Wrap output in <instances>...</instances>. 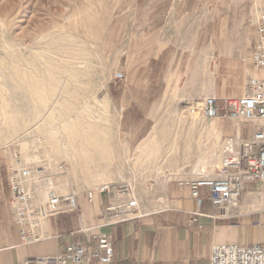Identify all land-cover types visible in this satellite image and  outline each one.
I'll return each mask as SVG.
<instances>
[{
  "label": "rangeland",
  "instance_id": "374dc122",
  "mask_svg": "<svg viewBox=\"0 0 264 264\" xmlns=\"http://www.w3.org/2000/svg\"><path fill=\"white\" fill-rule=\"evenodd\" d=\"M136 1L0 0V165L5 177L15 159L49 167L65 163L67 169L57 179L72 181L69 190L66 181L57 183L58 188L83 197L86 210L88 188L124 185L130 195L147 197L158 178H194L203 161H217L227 135H219L216 119L187 113L190 103L198 106L206 96L200 97L196 87L210 73L214 79L216 53L207 47L208 57L195 62V49L158 46L162 31L144 27L162 18L164 2L153 20V7L142 8L138 1L133 8ZM213 2L214 10L227 8L230 15L222 25L215 21L212 33L218 42L227 35L240 36L232 17L235 8H264V0ZM184 34L177 31L176 37ZM125 86L140 89L122 95ZM118 96L126 102L123 114ZM140 114L152 120L143 118L145 124L135 125ZM122 117L134 125H120ZM86 148L93 159L84 167ZM44 187L42 180L39 197ZM109 195L114 197L106 192L101 197ZM250 198L264 205V184L249 186L235 215L249 209Z\"/></svg>",
  "mask_w": 264,
  "mask_h": 264
},
{
  "label": "crops",
  "instance_id": "0c3cea01",
  "mask_svg": "<svg viewBox=\"0 0 264 264\" xmlns=\"http://www.w3.org/2000/svg\"><path fill=\"white\" fill-rule=\"evenodd\" d=\"M138 1L142 8L153 7L150 11L153 20L155 15L161 13L160 4L161 1L164 2L162 18H157L155 24L150 23L144 27L162 31L163 37L157 39L158 46L182 45L190 50L195 49V62L201 61L203 56L208 57L207 47L216 53L214 79H212L213 73H210L206 75V81L209 80L204 85L196 87V93L200 97L203 94L214 95L218 99L227 95L240 96L244 78L264 77V71L253 68L248 53L251 44L250 35L253 32L251 23L256 20L257 7L263 6L262 4H254V8L250 7L248 11L245 9L238 11V8H235L232 17L238 23L240 36L227 35L218 42L215 41L212 33L215 21L222 25L224 19H229L230 15L227 8L219 13L214 10L213 0ZM138 1L132 4L133 8L138 6ZM154 1H156V7L153 4ZM218 18H220L219 22ZM177 31L185 33L186 36L176 37ZM170 34L172 36L168 37ZM215 45L216 48H213ZM176 54L175 50L173 61ZM209 70L212 72V66ZM139 89L129 86L121 87L120 94H130V90L136 93ZM141 90L149 93L146 87ZM117 99L120 101L118 104L123 114L126 110L125 99L123 96H118ZM143 118L152 120L148 115L140 114L136 118L140 122H136L135 125L145 124L146 119ZM215 119L214 126L219 135L228 136L235 133V119H230L233 123L227 118ZM120 121V125H134V122L124 123L123 117ZM127 130H124L125 133ZM249 132L250 126L240 124L239 134L246 136ZM129 133L131 134L132 131L129 130ZM65 181L68 182L69 190V182L72 178L67 177ZM65 181L62 178L56 180L59 184ZM149 190L147 197L136 196L141 211L139 217L102 228L112 238L113 259L110 264H209L213 244H264V205L259 204V199L250 198L249 209L239 211L237 215L230 218H222L211 216L217 213V208L205 198L206 190L203 188L200 191L204 197L201 204H197L191 196L189 186L179 184L176 179L158 178ZM103 193L95 194L93 202L89 203L86 210L81 207V215L65 213L50 219L45 224L49 230L48 237L33 243H23L10 208V191L5 177V168L0 165V264H29L36 259L64 253L71 243H84L83 235L77 231L79 227L99 223V214L103 206L114 199L110 195L101 197ZM82 199L83 197L79 200L80 205H82ZM243 203H246L245 199ZM195 212L203 214L194 215ZM90 264L98 263L94 261Z\"/></svg>",
  "mask_w": 264,
  "mask_h": 264
},
{
  "label": "built area",
  "instance_id": "2783aa9c",
  "mask_svg": "<svg viewBox=\"0 0 264 264\" xmlns=\"http://www.w3.org/2000/svg\"><path fill=\"white\" fill-rule=\"evenodd\" d=\"M249 56L253 68L264 71L262 6H258L257 17L253 23ZM195 110L205 119H236L237 128L233 135L222 138L216 166L211 173L178 180V183L189 186L191 196L197 204L203 201L200 191L205 189V198L217 208V213L211 216L230 218L235 216L234 211H237L240 198L248 191L249 186L264 184V77L244 78L240 96H224L218 99L214 95H206ZM193 111L191 107L190 113ZM240 124L250 126L248 135L242 136L238 133ZM66 169L65 163L49 167L26 164L19 159H15L8 166L6 181L10 191V208L13 220L19 227L21 242L33 243L48 237L49 230L45 224L50 219L65 213L81 212L78 194L73 191L61 193L58 188L57 176ZM42 180L45 183L43 199L37 194L39 182ZM259 190L262 191V187L258 188L257 193ZM103 192L112 194L114 199L103 206L99 223L79 227L77 231L83 235L84 243H71L64 253L36 259L30 263L90 264L96 261L98 264H110L113 259L112 238L102 228L137 218L141 211L136 195H130L124 185L116 190L110 183L88 189L85 195L87 202L92 203L95 194ZM201 214L203 213H194ZM209 264H264V244H213Z\"/></svg>",
  "mask_w": 264,
  "mask_h": 264
},
{
  "label": "bare ground",
  "instance_id": "6f19581e",
  "mask_svg": "<svg viewBox=\"0 0 264 264\" xmlns=\"http://www.w3.org/2000/svg\"><path fill=\"white\" fill-rule=\"evenodd\" d=\"M191 107H192V109H194L193 113H190L191 112ZM195 109H197L196 103H190V106L187 108L188 115L191 116L193 114V118L196 117V115H198V112H196ZM88 151L89 150L87 148L85 149V151H82L81 159H82V165L84 167H87L89 165L90 161H92V159H93L92 157H90ZM212 162H214V163L212 164ZM216 162L217 161L216 160H213V159L212 160H209V159L208 160H205V161L202 162V164L199 163L201 166H200V168L199 167L196 168V171L198 172L199 175H201L202 173L203 174H206L207 171H208V169H211L212 170V169L215 168ZM39 184H40V182H39ZM44 185H45V183H44ZM44 196H45V190H44L43 195L40 198L43 199Z\"/></svg>",
  "mask_w": 264,
  "mask_h": 264
}]
</instances>
